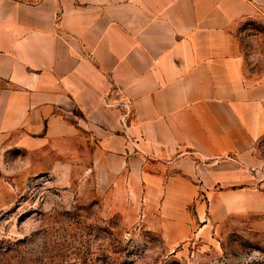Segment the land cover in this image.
I'll return each instance as SVG.
<instances>
[{"label": "crops", "instance_id": "obj_1", "mask_svg": "<svg viewBox=\"0 0 264 264\" xmlns=\"http://www.w3.org/2000/svg\"><path fill=\"white\" fill-rule=\"evenodd\" d=\"M259 14L264 0H0V136L116 153L169 241L194 226L168 212L193 203L211 224L264 215V78L247 82L233 30Z\"/></svg>", "mask_w": 264, "mask_h": 264}, {"label": "rangeland", "instance_id": "obj_2", "mask_svg": "<svg viewBox=\"0 0 264 264\" xmlns=\"http://www.w3.org/2000/svg\"><path fill=\"white\" fill-rule=\"evenodd\" d=\"M233 30L246 80L258 83L264 14L240 20ZM19 135L0 136V264H264V215L211 224L209 210L198 212L193 203L186 218L168 212L169 221L188 219L194 226L187 240L169 241L153 203L130 191L116 153L106 156L87 135L31 146L21 145ZM255 152L264 158V137Z\"/></svg>", "mask_w": 264, "mask_h": 264}]
</instances>
